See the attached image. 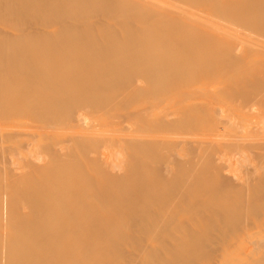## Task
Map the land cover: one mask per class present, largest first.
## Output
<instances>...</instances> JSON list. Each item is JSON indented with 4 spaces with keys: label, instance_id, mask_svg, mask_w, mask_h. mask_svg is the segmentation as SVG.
Masks as SVG:
<instances>
[{
    "label": "bare ground",
    "instance_id": "obj_1",
    "mask_svg": "<svg viewBox=\"0 0 264 264\" xmlns=\"http://www.w3.org/2000/svg\"><path fill=\"white\" fill-rule=\"evenodd\" d=\"M0 92H34L32 121L88 112L57 146L0 125L1 146L39 156L4 170L0 264H175L242 248L244 229L264 243V0H0ZM123 106L142 116H103Z\"/></svg>",
    "mask_w": 264,
    "mask_h": 264
},
{
    "label": "rangeland",
    "instance_id": "obj_2",
    "mask_svg": "<svg viewBox=\"0 0 264 264\" xmlns=\"http://www.w3.org/2000/svg\"><path fill=\"white\" fill-rule=\"evenodd\" d=\"M34 92L32 93V97H28L24 99L23 105H21L18 98H16L15 94L10 92L2 93L0 92V125L3 124L4 131H9V127L22 128V126H27L30 128L29 132L31 133H39L41 131L40 127H44L46 130H51L53 133L55 132L58 137L56 141V146L64 142V138L62 135H73L76 133V128L80 126L81 120L86 116L87 108L85 105L78 106L75 108H71L68 111L61 110L63 113L56 112L55 114H47L43 116V119L40 121L36 118L33 121L31 120L29 114L32 111V103L30 102L33 98H35ZM30 102V103H29ZM27 105V106H26ZM25 106V107H24ZM226 106V105H224ZM128 106H123L120 109L112 110L109 108L102 111L104 114H109L111 118H115L119 115H128V118H135L142 116L138 113H132ZM225 110V107H223ZM56 111V110H54ZM53 111V112H54ZM46 114V113H45ZM30 120L31 122L27 121ZM20 120H23V123H19ZM26 120V121H25ZM251 130V131H250ZM247 131L251 132L255 131V129L249 128ZM169 132H172L171 130ZM194 134V131H188L187 137ZM251 135H254L253 133ZM33 140L36 139L31 137ZM27 140V139H26ZM28 141V140H27ZM32 142V141H31ZM31 142L26 146L25 142L23 144L17 145L15 147H7V144L1 146L0 145V190L4 187V170L8 171L17 169L22 167L28 160L32 158H38L39 156L33 155L32 146H35L37 143L31 144ZM240 145H243V140L239 141ZM63 144V143H62ZM61 146V144H60ZM65 145H62V147ZM38 153V151H37ZM32 156V158H31ZM44 156V154H43ZM223 156V154H219L214 157L219 159ZM236 237V246L239 247L241 244L242 248H238L236 251H218L216 253L207 254L204 256H196L193 254H189L186 257H180L176 260L175 264H189L195 261L203 260L204 264H264V243H261L260 236L251 231L242 230L240 233L237 231L230 234L229 236ZM133 256V255H132ZM130 256V257H132ZM147 263L152 264V261L148 256ZM160 259L162 258L159 256ZM122 259V257L120 258ZM160 259H156L158 264ZM123 260H128V257H125ZM121 260H117L115 264H118ZM161 264V263H160ZM165 264H173V263H165Z\"/></svg>",
    "mask_w": 264,
    "mask_h": 264
}]
</instances>
